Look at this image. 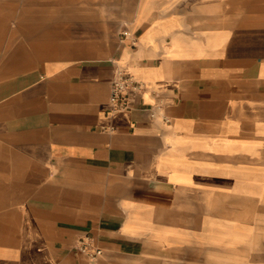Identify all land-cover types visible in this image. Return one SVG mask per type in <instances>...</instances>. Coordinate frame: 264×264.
I'll return each mask as SVG.
<instances>
[{"label": "crops", "instance_id": "obj_1", "mask_svg": "<svg viewBox=\"0 0 264 264\" xmlns=\"http://www.w3.org/2000/svg\"><path fill=\"white\" fill-rule=\"evenodd\" d=\"M261 202L264 0H0V264H232Z\"/></svg>", "mask_w": 264, "mask_h": 264}, {"label": "built area", "instance_id": "obj_2", "mask_svg": "<svg viewBox=\"0 0 264 264\" xmlns=\"http://www.w3.org/2000/svg\"><path fill=\"white\" fill-rule=\"evenodd\" d=\"M123 34L127 31L123 30ZM144 88V82L136 79L130 73L117 70L111 80L108 101L111 109H127L135 96ZM166 119L165 116H163ZM78 251L85 254L90 260H95L101 253V248L97 246L93 238L89 235H81L75 241Z\"/></svg>", "mask_w": 264, "mask_h": 264}, {"label": "rangeland", "instance_id": "obj_3", "mask_svg": "<svg viewBox=\"0 0 264 264\" xmlns=\"http://www.w3.org/2000/svg\"><path fill=\"white\" fill-rule=\"evenodd\" d=\"M258 212L256 213V224L260 225L257 228L255 234V242L262 241L261 246L254 250H250L245 255L231 257L225 259L226 261H230L232 264H264V202H261L257 207ZM258 243H255L257 245Z\"/></svg>", "mask_w": 264, "mask_h": 264}]
</instances>
